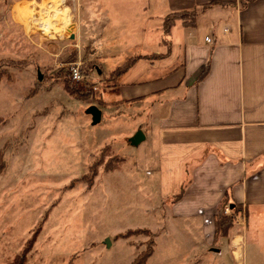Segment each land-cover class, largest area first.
I'll return each mask as SVG.
<instances>
[{"label": "rangeland", "instance_id": "obj_1", "mask_svg": "<svg viewBox=\"0 0 264 264\" xmlns=\"http://www.w3.org/2000/svg\"><path fill=\"white\" fill-rule=\"evenodd\" d=\"M42 1L0 0V60L29 63L11 69L12 80L0 83V151L7 164L0 175V264L22 254L34 236L28 264H132L146 251L149 237H115L138 229L150 230L156 240L147 264H264V231H250L241 243L246 219H238L229 238L205 245L198 221L174 218L160 199L159 153L146 125L150 120L137 116L134 107L100 103L109 74L141 53L99 46L96 53L84 36L71 39L76 23L81 26L87 17V4L93 6L90 0H68V36L52 40L35 32L60 29L47 15L49 26L29 29L30 20L36 25L34 12ZM113 28L86 25L84 33L99 41ZM74 65L84 77L79 83L71 79L77 97L55 82L70 78ZM39 72L45 81L38 80ZM37 82L44 89L53 86L29 96ZM91 106L102 111L96 125L87 113ZM140 131L146 140L133 145ZM107 148L124 162L114 171H101L92 187L81 181L72 185ZM250 217L252 225L264 224L260 214Z\"/></svg>", "mask_w": 264, "mask_h": 264}, {"label": "crops", "instance_id": "obj_2", "mask_svg": "<svg viewBox=\"0 0 264 264\" xmlns=\"http://www.w3.org/2000/svg\"><path fill=\"white\" fill-rule=\"evenodd\" d=\"M90 1L94 7L84 9L87 17L76 23L75 39L84 36L96 53L99 46L141 53L132 57L159 56L139 58L105 85L101 99L116 108L134 107L150 120L163 207L174 218L198 221L205 245L215 244V218L225 198V208L239 204L247 214L241 243L250 231H264L250 217H264V0L246 7L242 0ZM213 1L228 5L204 11ZM191 10L201 12L195 26L179 22L164 31L167 16ZM86 25L114 28L96 41L84 33Z\"/></svg>", "mask_w": 264, "mask_h": 264}, {"label": "trees", "instance_id": "obj_3", "mask_svg": "<svg viewBox=\"0 0 264 264\" xmlns=\"http://www.w3.org/2000/svg\"><path fill=\"white\" fill-rule=\"evenodd\" d=\"M254 0H242L241 6L246 7L250 2ZM213 5H221L227 6L228 4L225 2H217L213 1L209 5L205 6L203 10L205 11L209 6ZM201 12L197 10L191 11H183V12H176L172 13L171 15L167 16L164 20L163 29L166 33L171 32L174 26L177 23H182L185 26L193 27L197 23V18ZM158 58L159 56H144V57H131L127 59L124 64L114 69L110 74L108 80L115 81L119 77H121L124 73H126L139 58L151 59V58ZM29 63L21 62V61H14V60H0V83L6 77L9 80H12L13 76L11 73V69H23L28 66ZM209 64L206 66V69L198 79V82L203 80L206 75L208 74ZM101 72L100 69H98ZM39 80V79H38ZM45 81V79L43 80ZM56 83H61L64 89L73 97H77L80 93L79 90L72 84L71 77L65 76L64 78H57L55 80ZM43 82H37L36 86L30 91L29 96L35 95L42 90H50L52 86L47 88H42ZM100 103L105 104L104 100L101 99ZM111 150L109 148L103 149L102 153L99 154L92 162V164L88 167L87 172L82 176L80 180L75 181L72 185L76 182H84L88 185V187H92L94 185L95 178L100 174L101 171L104 173L111 172L117 169L118 166L124 162V158H121L117 155L107 154L110 153ZM7 164L4 161L3 152L0 151V175L6 171ZM184 189L180 194L173 199V201L179 200L183 195ZM229 203L228 199L225 198L220 205L219 213L216 215L215 218V244L221 242L222 239H226L230 237L231 231L235 228L237 221L239 218H244L247 214L244 213V209L239 204H233L232 209H230V213H225V206ZM247 219V217H246ZM140 235H145L149 237V241L147 243L146 251L140 253L137 258L134 260L132 264H147L148 260L154 253V247L156 245V240L154 234L148 229H138L128 231L124 234H119L115 238H124L130 239L132 237H137ZM35 241L34 239H30L23 250L22 254L18 255L13 261L6 263V264H28L27 263V253L30 250L31 244Z\"/></svg>", "mask_w": 264, "mask_h": 264}, {"label": "bare ground", "instance_id": "obj_4", "mask_svg": "<svg viewBox=\"0 0 264 264\" xmlns=\"http://www.w3.org/2000/svg\"><path fill=\"white\" fill-rule=\"evenodd\" d=\"M51 13H53V14H51ZM49 14H51V15H49ZM40 15H41L40 19H36L35 17H33V19L35 18L34 21H35L36 25L33 24L34 26H32L31 23L33 21L30 20V22H29L30 24L28 23L29 29L36 28V26L38 28L39 27L49 26L48 21L45 20V18L47 19V16H48V20L52 19L54 22H60L61 21L63 26H65V27L66 26H70V28H67V29L72 31L71 17H70V15L68 13V9L67 8L66 9H63V8L60 9L59 2H57L56 0H46V2H44L41 5ZM30 19H31V17H30ZM39 29H42V28H39ZM44 30L46 31V33H50L47 28L44 29ZM55 32L60 34L61 28L57 29L56 31H51L52 35ZM238 244H239V240H236L235 241V246H237Z\"/></svg>", "mask_w": 264, "mask_h": 264}, {"label": "built area", "instance_id": "obj_5", "mask_svg": "<svg viewBox=\"0 0 264 264\" xmlns=\"http://www.w3.org/2000/svg\"><path fill=\"white\" fill-rule=\"evenodd\" d=\"M57 2H59V7L60 8H63V9H68V13H69V15H70V17H71V21H72V15H71V9H70V7L68 6V0H58ZM42 3H43V1H42ZM42 5V4H41ZM41 5H38V7H37V11H35L34 13H35V18L36 19H40V11H41ZM53 14V13H52ZM60 27L61 29H62V32L60 33V34H58V33H53V35L52 34H43V33H41L39 30H34L35 32H39L41 35H43V36H46V37H48L49 39H52V40H56L57 38H63V36H68L72 31H70V30H68L67 28H70V26H63V24H61L60 22H59V25H57L56 27ZM55 27V28H56ZM33 31V32H34ZM206 42L208 43V44H212L213 43V41H212V39L210 38V37H207L206 38ZM69 74H70V77H71V79L75 82V83H79V82H82L83 81V79H84V77H83V74H82V72H81V68H80V66L79 65H77V66H72L71 68H70V72H69ZM225 213H230V208L229 207H226L225 208ZM238 222V221H237Z\"/></svg>", "mask_w": 264, "mask_h": 264}, {"label": "water", "instance_id": "obj_6", "mask_svg": "<svg viewBox=\"0 0 264 264\" xmlns=\"http://www.w3.org/2000/svg\"><path fill=\"white\" fill-rule=\"evenodd\" d=\"M71 39H75V35L73 34ZM38 79L39 81L43 80V76L42 74L39 72L38 73ZM87 113L90 114L93 117V124L96 125L101 121L102 118V111L97 107V106H91L88 110ZM143 141H145V135L143 132H138L132 139H131V143L133 145H139L140 143H142ZM233 207V205H232ZM231 207V208H232Z\"/></svg>", "mask_w": 264, "mask_h": 264}]
</instances>
